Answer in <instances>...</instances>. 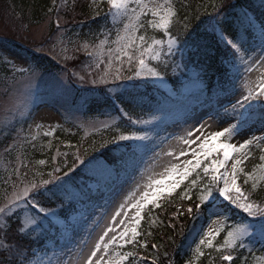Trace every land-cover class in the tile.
I'll return each mask as SVG.
<instances>
[{
    "label": "snow or ice",
    "instance_id": "1",
    "mask_svg": "<svg viewBox=\"0 0 264 264\" xmlns=\"http://www.w3.org/2000/svg\"><path fill=\"white\" fill-rule=\"evenodd\" d=\"M211 7L212 20L193 27L175 0H91V18L110 20L111 27L80 43L71 40L64 19L75 11V0H54V42L47 52L43 45L34 51L60 70L52 74L27 59H7L0 264H158L162 245L140 239L141 222L184 181L179 199L189 203L173 218L187 214L201 222L187 264L202 258L233 264L245 251L249 257L259 251L255 264H264V0H220ZM181 21L183 38L173 31ZM70 60H80L79 66ZM76 81L92 87L74 103L98 105L111 117L103 126L115 134L100 147L119 153L118 167L85 160L78 148L69 165L68 152L57 147L48 171L41 166L49 160L29 157L38 139L55 131L29 123L32 103L43 94L69 97ZM148 88L158 94L140 91ZM39 147L50 153L52 140ZM254 152L259 162L248 169ZM145 159L148 167L137 177ZM80 166L98 176L94 187L75 186ZM164 259L171 264L167 252Z\"/></svg>",
    "mask_w": 264,
    "mask_h": 264
},
{
    "label": "trees",
    "instance_id": "2",
    "mask_svg": "<svg viewBox=\"0 0 264 264\" xmlns=\"http://www.w3.org/2000/svg\"><path fill=\"white\" fill-rule=\"evenodd\" d=\"M73 2V1H72ZM70 3V5L72 4ZM91 0H75L76 8L75 11L72 12L71 15L65 16L64 19L70 21L68 27L72 30L78 29L81 27H85L86 25H94L96 29L101 28V25H103L104 20L102 18L98 20H93L90 15V4ZM227 3L228 0H225ZM240 3L246 2V0H238ZM175 3L179 9L180 16L183 17L185 14L191 18V26L195 27L197 24H199L202 21H211L213 16H215V12L213 11V8L211 5L216 4L217 6L220 3V0H175ZM52 7L50 4V0H0V18L2 21H4L5 27L9 26L10 24H17V23H23V24H41L44 23L49 17L50 20L54 21L56 18V13L49 12V8ZM106 7V5H104ZM63 16L64 14L61 13ZM80 21H83V23H80ZM63 23V21H62ZM7 25V26H6ZM49 33L52 34L55 32V25L54 23L49 24ZM8 28V27H7ZM174 32H179L181 34V37L183 38V28H182V21L176 25V27L173 29ZM49 34L46 41L50 42L52 40V36ZM158 35H160L158 33ZM9 37V36H8ZM209 38L211 39V35L209 32ZM15 47L20 46L19 44L12 43ZM21 47V46H20ZM84 57V56H83ZM38 57H34L33 59L38 62ZM80 60L72 61L69 65H77V63ZM54 69V64H51ZM46 70L48 73H51L52 69H50V66L45 64ZM77 83V82H75ZM171 83V81H170ZM90 87H85L84 92L86 93ZM140 91L144 92L146 95H150L152 97H155L158 93L154 91L151 88L148 89H141ZM160 92H164L162 89H160ZM82 93V94H83ZM46 95V94H43ZM48 98H43L42 100H47ZM50 101L58 102L56 98H52ZM47 105L46 102H43L40 104L35 110H40L42 107H45ZM74 107V106H73ZM77 108V111H83V108H81L79 105L75 106ZM89 110L92 114H96L100 111H106V109H103L98 105H91L89 107ZM34 114V113H33ZM136 115H145L146 113H141L139 110L135 113ZM258 152H254L253 156L254 159L248 161L246 163V167L250 169L253 164L258 163ZM97 159H102L108 167H117L119 163V153H113L106 149L103 152H99L97 156H95ZM74 156H69L67 160V164L71 165L73 162ZM93 177L86 175L84 172L81 171V168L77 169V172L75 174V186L77 188L84 187V188H90L89 185L92 184ZM94 179V178H93ZM89 183V184H88ZM187 181L184 183L186 184ZM184 184L177 189L176 193L171 196V198H168L165 196L161 200V207L155 208L151 214L150 217L148 215L145 216V219L141 223V231L145 233V236L141 237L140 239H147L149 246L151 243L155 242L162 247L160 248L159 253V260L158 264H169L168 260L164 259V253H168L169 260L171 261V264H187V261L189 257L191 256V248H194L195 245L192 243L193 239H196V232L199 231L201 222L194 218V216H188L187 214H184L182 216H179L178 218H173L175 214L176 208L180 207V205L183 203V205L186 207L189 203L188 201H181L179 199V194L182 193V189L184 187ZM264 187V186H262ZM261 196H264V192L261 193ZM155 219L156 223L153 224L152 220ZM231 221V220H230ZM174 224L175 227H169V224ZM232 223V221H231ZM151 232V236H147V233ZM257 248V247H256ZM125 250H131L125 249ZM149 252H152L151 248L149 247ZM258 255L260 256L261 253L259 251ZM155 253L152 252V256L155 257ZM244 257H249V253L245 251L243 253V256L239 258V261H234L233 264H244ZM255 256L249 257V262H252L253 258ZM141 264H145V262H141ZM150 264V261L148 262ZM201 264H218V261L216 260H209L208 258H203L201 261Z\"/></svg>",
    "mask_w": 264,
    "mask_h": 264
},
{
    "label": "rangeland",
    "instance_id": "3",
    "mask_svg": "<svg viewBox=\"0 0 264 264\" xmlns=\"http://www.w3.org/2000/svg\"><path fill=\"white\" fill-rule=\"evenodd\" d=\"M58 0H55L57 3ZM61 1V0H59ZM54 0H50V4L53 5ZM49 21L50 17L44 22L39 25L37 24H21L17 23L10 24L9 26L5 27L4 21L0 18V108L6 103L7 98L4 95L6 83L5 77L7 75L8 69L10 65L6 68L7 59L9 56H13L19 59H27L33 63L36 61L33 59L30 53L24 51L23 49L16 48L12 43L17 44L18 41L23 43L24 46L27 44L31 48H35L37 45H43L45 48V52L47 49L51 47V43L54 42L55 37L52 36V40L50 42L45 43L47 37L49 36ZM105 22V21H104ZM111 27V21L103 23L101 31H107L108 28ZM97 29L94 25H86L85 27H81L78 29H74L69 33L71 40H78L80 43L85 42V40H91L93 35L96 34ZM150 36L153 35L152 32L148 33ZM155 35L159 36L158 33ZM9 36V37H8ZM111 38H115V29L112 30ZM74 45L69 44V48L73 47ZM36 52V51H35ZM39 54L40 58H38V64L41 65L43 69H46L45 64L50 66L52 69L51 73L55 74L60 70V65H57L55 61H53L50 56L46 55L45 53L36 52ZM72 53L70 52L69 55ZM80 56V59H84L83 54H77ZM52 62L54 63V67L51 65ZM72 60L68 61L67 63L70 64ZM80 61L77 63L79 66ZM42 71H46L43 70ZM78 70V68L73 69ZM69 75L71 73L69 72ZM255 78V74L253 76ZM8 81H11V76H8ZM79 85L84 87H90L91 84L85 83L81 84L79 81H76ZM72 91L69 97H61L59 95H42L41 98L36 99L32 103V109L36 107L38 104H42L46 102L47 105L42 111L37 112L29 123H42L44 125V129H48L49 125L55 130L54 137L47 138L41 136L37 141V150L35 152L29 151V157L33 161H37L39 159H46L49 160V164L45 166H41V170H51V160L50 157L55 155L56 148L59 147L61 152H68V158L71 157L73 153L76 152L77 148L80 151V155L85 159H92L93 157L97 156L99 152H103L108 147L101 148V143H107L111 140L112 136L115 134L114 128H106L103 126L104 121H108L111 117L107 115L101 114L102 111L92 114L89 108H83V111H77V108L72 106L73 104L70 101V97L75 98L78 94V90L76 88L73 89L72 84L70 85ZM56 98L58 102L50 101L52 98ZM43 98H48L47 100H42ZM78 105V104H76ZM96 121V127L91 126V122ZM59 125V127H57ZM25 129L27 130V125H25ZM121 131H126L123 125H120ZM43 131V130H42ZM179 131V129H177ZM52 140L53 148L52 151L49 153L47 150H41L39 145L41 143L47 144L48 140ZM4 140L3 136H0V142ZM65 144H71L74 147L72 148H65ZM0 155H2V151H0ZM67 158V160H68ZM61 162L64 161V158L61 156ZM100 164H103L108 167V165L102 160L97 159ZM81 167V166H80ZM148 167L147 159L145 162L140 166V171L137 172V177H139L140 172L144 171L145 168ZM157 171H162V169H157ZM87 175L98 179V176L92 172L84 171ZM3 175V169L0 168V176ZM185 182V181H184ZM183 182V183H184ZM97 183V181H96ZM182 183V184H183ZM178 189V188H177ZM175 189V190H177ZM175 190L173 191L172 195L174 194ZM165 196L167 194L165 193ZM231 221L229 220L228 223ZM259 257L257 252L255 253V257L253 258L252 262L249 264H255L256 259Z\"/></svg>",
    "mask_w": 264,
    "mask_h": 264
}]
</instances>
